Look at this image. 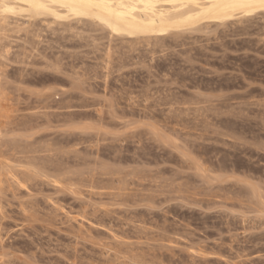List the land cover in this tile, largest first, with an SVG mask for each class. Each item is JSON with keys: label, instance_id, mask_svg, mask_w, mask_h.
I'll return each instance as SVG.
<instances>
[{"label": "rangeland", "instance_id": "obj_1", "mask_svg": "<svg viewBox=\"0 0 264 264\" xmlns=\"http://www.w3.org/2000/svg\"><path fill=\"white\" fill-rule=\"evenodd\" d=\"M241 18L134 40L87 18L10 17L0 73L18 118L37 123V154L96 179L107 164L137 175L128 202L37 178L7 200L0 264H264V194L252 192H264V12ZM85 112L96 129L73 128L69 113ZM124 240L116 259L104 244ZM132 253L143 263L121 257Z\"/></svg>", "mask_w": 264, "mask_h": 264}, {"label": "bare ground", "instance_id": "obj_2", "mask_svg": "<svg viewBox=\"0 0 264 264\" xmlns=\"http://www.w3.org/2000/svg\"><path fill=\"white\" fill-rule=\"evenodd\" d=\"M259 12H264V0H0V36L5 31L9 30L10 27L12 28V24H10L8 20L10 19V17L14 16H22L26 18L28 17L30 19L50 17L54 18L55 20L74 19L75 21L87 18L98 22L99 24L104 26V28L106 27L114 35L128 36L134 38V40L135 38H145L149 40L152 37L158 38V36H163L167 33L170 34V32L172 31L180 32L183 30H198L203 28L204 25H210L212 22L219 25L226 24L233 18H248L257 13L259 14ZM6 33L8 32H5L4 34ZM2 36L4 37L5 35ZM4 44H6V42ZM4 49L6 50V48ZM8 49L7 51H9ZM1 50L2 52L9 54L7 51L5 52L1 47L0 55ZM7 54H3V56ZM2 75L3 74L0 73V218H3L7 214L6 206L9 205L7 200H9L10 197H19V195L22 194L23 189L26 192L31 193L37 185V178H40L43 182L52 184L56 190H66L67 192H71L72 194L79 197L80 195H84L86 192H88L96 196L99 195L100 197L104 195H106V197L109 196L112 201L118 200L119 202V200H127L128 202L129 199L127 197L130 196L128 195L129 190H126L124 186L127 181L126 177L128 175L132 174L133 177L137 175L135 174L136 171L134 169L133 171L131 170L128 173H124L125 171L123 172L121 169L112 168L107 164L101 168L98 173L99 178L96 179L97 177H91L93 170H91L90 168H88V170L86 171L85 168L87 167H75V164H73V166L68 162L67 163L71 164V166L69 165L63 167L64 165H67L66 162V164L64 163L63 165L60 164L58 166H53L54 160H52L49 154H37V152L39 151H37V149H34L33 144L35 143H31L29 139L33 136L34 126L37 123L33 120V117L30 118L31 116H33H30L31 113L29 114L30 117H27V119L18 118V114L16 112L19 107H15L16 99L14 102V95L12 96L13 92L10 91L11 88L9 89L7 85H5ZM69 107L73 106L69 105ZM69 114V120H77V122L72 123L74 129H78L84 132L93 130L94 128L96 129V127H94L91 123L84 122L85 119L93 117V114L91 112H85L79 115H75L74 113ZM9 132H12L13 138L10 136V138H6V135ZM18 137H20L21 140L25 139V142L23 143L21 140L17 141L16 139ZM6 139H10V141ZM60 147H62V145ZM52 148L53 147H51V145H45L41 152L47 153L51 150H53L54 152V149ZM79 151L81 150L79 149ZM68 156L69 155H67V157ZM86 162L87 160L85 161V163ZM200 164H198L197 171H203L204 169L201 166L202 164ZM84 166H87V164H85ZM51 171H57V173H53ZM144 175L145 174H143V177ZM140 176H142V174H140ZM252 187V192L255 199L262 201L264 192L262 193V190H259V188L257 189V187L254 188V185ZM150 197L151 196H149V198ZM87 198H89V196ZM33 201L20 200V202H18L20 210L27 217H34L38 215L36 214L38 211H36L37 208H35L36 204ZM55 201L57 202L58 200ZM55 201L54 204H56ZM6 202L8 204H6ZM262 202V205H264V200ZM58 203L55 206H57ZM63 205L61 206L60 204L62 208L64 207ZM60 206L58 207V209L60 208ZM108 210L106 213H108ZM96 215H98L97 212ZM125 220L126 218L124 217L121 221L125 222ZM110 230L113 229L110 228ZM112 233L115 232L113 231ZM115 234H112L114 235V239L116 238L115 241H122L120 240L121 238L119 239ZM109 244L111 243H105L104 245L110 246L111 249H116V253L113 251L115 253L114 257L116 259L120 258V254L118 255L117 253L120 251L122 252L123 248L126 250V247L129 245L127 242L126 244L128 245H125V240L124 243L121 242V244L119 245H116L114 243L116 246L114 245L113 247ZM123 245H125V247H123ZM124 249L123 252H127ZM131 249L133 251L135 250L134 247H131ZM136 253H132V255L128 254L126 256L123 254L124 256L122 255L121 257L138 263H143L144 259H140L138 257L139 255L137 256L138 253Z\"/></svg>", "mask_w": 264, "mask_h": 264}]
</instances>
